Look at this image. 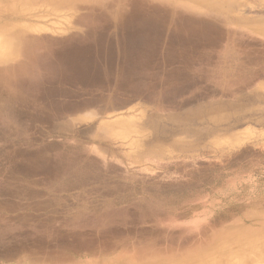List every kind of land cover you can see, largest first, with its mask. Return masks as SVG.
Here are the masks:
<instances>
[{"label":"rangeland","instance_id":"obj_1","mask_svg":"<svg viewBox=\"0 0 264 264\" xmlns=\"http://www.w3.org/2000/svg\"><path fill=\"white\" fill-rule=\"evenodd\" d=\"M0 264H264V0H0Z\"/></svg>","mask_w":264,"mask_h":264}]
</instances>
